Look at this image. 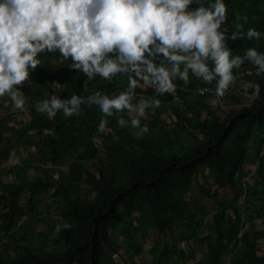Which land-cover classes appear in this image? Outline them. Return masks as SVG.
<instances>
[{
	"label": "trees",
	"instance_id": "obj_1",
	"mask_svg": "<svg viewBox=\"0 0 264 264\" xmlns=\"http://www.w3.org/2000/svg\"><path fill=\"white\" fill-rule=\"evenodd\" d=\"M223 2L227 13L220 30H226L227 36L237 31V23L244 25L245 32L258 30L257 26L264 32V0ZM208 3L194 0L190 7ZM240 17H247V22ZM226 45L233 55L242 56L247 44L228 39ZM38 59L41 63L29 70L30 79L22 89L24 111L30 118L26 125L14 124L18 114L9 113L10 98L0 97V166L13 151L21 150L28 157L0 173V236L15 234V228L24 232L19 243L11 245L9 239L0 245V264H115L114 256L123 248L111 235L118 227L131 237L126 255L132 260L133 254L143 251L132 243L133 219L144 222L146 229L154 227L161 236H171L169 250L162 246L149 250L153 264H163L164 259L168 264L173 260L264 264V255H259L264 230L254 222H264V132L259 131L264 128V75L257 76L253 65L245 61L233 69L237 79L222 106H213L215 97L202 92L214 87L215 81L207 85L193 76L184 90L177 80V96L157 94L154 87L143 88L139 81L132 103L155 97L161 106L147 110V119L140 124L149 131L138 138L130 123L120 127L117 116H103L96 105L82 106L81 113L71 117L62 111L55 117L36 112L35 104L52 95L64 99L99 91L111 97L128 88L127 75L87 80L58 51L42 53ZM246 82L259 84L258 98L251 88L237 91ZM245 96L249 102H244ZM169 109L170 124L163 118ZM118 116L128 119L126 112ZM101 118L107 120L105 132L97 130ZM181 135L192 143L179 153ZM247 165L255 168L256 180L248 195L243 181ZM33 170L38 175L30 176ZM207 171L213 175L211 188L200 183ZM3 175L13 178L4 181ZM45 195L58 210L51 223L45 216L40 218ZM205 199L214 201L215 213L207 212ZM38 219L47 230L38 232L31 226ZM64 224L71 228L61 227L53 239L56 226ZM161 244L168 245L162 240Z\"/></svg>",
	"mask_w": 264,
	"mask_h": 264
},
{
	"label": "clouds",
	"instance_id": "obj_2",
	"mask_svg": "<svg viewBox=\"0 0 264 264\" xmlns=\"http://www.w3.org/2000/svg\"><path fill=\"white\" fill-rule=\"evenodd\" d=\"M193 4L194 0H0V97L7 95L13 109L23 111L22 89L29 70L41 63L40 54L58 51L87 80L127 75L128 88L111 97L99 91L64 99L52 95L34 106L49 117L60 111L65 117L79 115L82 106L96 105L103 116H117L120 127L130 123L139 138L149 131L140 118L159 108L161 101L150 97L133 104L138 82L154 87L157 94H171L175 80L190 83V73L207 85L215 81L202 92L211 93L217 104L236 82L233 69L245 61L257 76L264 75V53L247 48L242 56L233 55L226 41H259L264 33L255 28L244 32V25L237 23L229 37L220 30L227 13L223 0L190 7ZM239 19L247 22V17ZM242 87L259 97V84L246 82ZM125 112L127 120L118 116ZM106 125L101 118L97 130L104 132ZM61 227L71 225H57L53 239Z\"/></svg>",
	"mask_w": 264,
	"mask_h": 264
},
{
	"label": "rangeland",
	"instance_id": "obj_3",
	"mask_svg": "<svg viewBox=\"0 0 264 264\" xmlns=\"http://www.w3.org/2000/svg\"><path fill=\"white\" fill-rule=\"evenodd\" d=\"M257 28H258V31H261V29H259L258 26H257ZM261 33H264V32H261ZM240 40L244 41L247 44L246 49L247 48H256V50L258 52L264 53V36H262L259 41L255 40V39L249 40L247 38L240 39ZM189 75H190V81H191L193 79V76L191 75V73ZM177 80H179V79H177ZM177 80L174 81V84L176 85V90L178 88V85L176 83ZM141 85L143 88L149 87V85H145L142 81H141ZM188 86H189L188 84L185 85L181 81L180 88L185 90L188 88ZM241 90H243L242 86L237 91L240 92ZM172 94H174V96H177L176 95L177 91H175ZM226 98H227L226 96L221 98V101L219 102L221 104V106H222L223 101ZM244 102H249V96L244 97ZM176 103L177 104L180 103V101L178 100V97H176ZM9 104H10V102L8 101L5 104V106L8 107ZM214 105L215 104H213V106ZM170 112H171V110L169 109L167 114H165V117H163L165 121H168V124L171 123V120L168 119ZM9 113H17L18 114V115H16L17 119H15L13 117V122L17 126H20L19 125L20 123L26 125L30 120L28 114L24 110L23 111L14 110L12 108L9 111ZM126 115H127V113H126ZM146 119H147V116L140 118V123L145 121ZM107 130H109V127H107ZM105 131H106V129H105ZM136 131H137V129H136ZM259 131L263 134L264 128L262 130H259ZM198 136L201 137L202 134L198 133ZM180 140L182 142V147H179L177 149L179 151V153L182 152L183 150L187 149L192 143L191 140H187L185 138V136H183V135L180 136ZM100 141H98V144H100ZM31 151L34 152V149H31ZM263 153H264V151H263ZM251 155H252V153L250 152L248 156H251ZM26 158H28V157L23 151L20 150V153H15V151H13V153L11 154L8 161H6L3 165L0 166V173L4 171L6 174V170L8 168L14 167L16 165H21L25 161ZM244 171H245V173H247V177L243 178V181L246 184V189H245L246 195H248L250 192H252V188H249V187H253L256 185L255 168L247 165L245 167ZM36 175H38V173L35 170L30 172V176H36ZM55 176H57V175H55ZM12 178H13L12 176L3 175L4 181H10ZM200 183L207 185L209 188L214 186L212 173L207 171L206 176L200 178ZM224 192H226V191H224ZM41 199H42L41 200L42 203L40 205V210L43 211L44 214H41L40 218L45 216L47 219V223H51L52 220L56 219L58 216V212H57L58 210L56 208V204H54L53 200L51 199V197L49 195H45V196L41 197ZM242 202H243V200L240 199L239 204L242 205ZM203 203L206 206L207 212L209 214L215 213L216 205H215L213 200L205 199V200H203ZM39 219L37 220V222H33L31 226H33V228H36V230L38 232L47 230V227L45 226V224L42 221H40ZM254 222H255L256 227L258 229L264 230V222L262 220L254 219ZM143 223H137V220L133 219L132 225H130V229L132 232V243L135 245V247H137V245H141L143 247L142 253L140 255L133 254L132 260H129L127 258V255H126V249L129 245V242L131 241L130 240L131 237L127 234L126 230L122 227H118L117 229H115L111 232V235H112L113 239L115 240V242H117L118 244H121L123 246V248L119 251V253L115 254V256H114L115 264H153V255H151L149 252V250L151 248L157 249L159 246H162V247H165L169 250V248L172 246L173 243L171 242L170 234H167L165 236H161L160 233L154 227H151L150 229H146L145 226L143 225ZM19 224H24L26 227L29 226V224L23 223V222H21ZM13 233H15V234H13V235L9 234L8 235L9 237L8 236H0V245H4L9 239H11V241H12L11 245H13L15 243H19V240L24 236V232H20V231H18V229L15 228L13 230ZM178 234H180V233H178ZM161 240L166 242L168 245H165V244L162 245ZM179 248H185V246L179 245ZM259 255H264V241L260 242ZM163 264H168L167 260L164 259ZM170 264H178V263L176 260L175 261L173 260ZM188 264H190V263H188Z\"/></svg>",
	"mask_w": 264,
	"mask_h": 264
}]
</instances>
